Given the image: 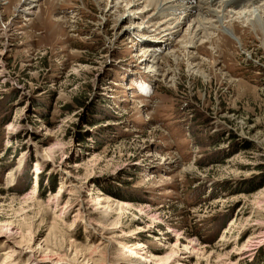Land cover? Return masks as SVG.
Listing matches in <instances>:
<instances>
[{"label": "rangeland", "instance_id": "rangeland-1", "mask_svg": "<svg viewBox=\"0 0 264 264\" xmlns=\"http://www.w3.org/2000/svg\"><path fill=\"white\" fill-rule=\"evenodd\" d=\"M125 1L0 0V264H264L263 23Z\"/></svg>", "mask_w": 264, "mask_h": 264}, {"label": "bare ground", "instance_id": "bare-ground-1", "mask_svg": "<svg viewBox=\"0 0 264 264\" xmlns=\"http://www.w3.org/2000/svg\"><path fill=\"white\" fill-rule=\"evenodd\" d=\"M34 1H36V0H30V1L29 0H23L22 5L26 6L28 4L29 7H25V9H29L30 7L33 6V4L31 5L30 3H33ZM123 1H125V0H123ZM147 2H149V6L150 5L155 6L157 4L158 0H147ZM125 3H126V1H125ZM145 3L146 2H140L137 5H139V4H144L145 5ZM132 6L134 7V5H132ZM263 6H264V0H167L165 2H162L158 7H156L157 9L161 10V14L158 15V13H157L158 10H157V12L155 14H156V17L158 19H160L164 24H167V23L170 24L169 26L166 27L167 30H170V32L167 33V35L170 36V33L173 32V31H174V33L179 32V28L181 26V21H186V22L190 21L189 26L187 27V31H188V34H189V33H193L196 30L195 29L196 25H197V27H199V25L204 22L203 18H205V21H206V19H207L206 17L207 16H209L208 18H211V21H212L213 18L215 20L217 19L219 21L217 16L221 17V19L223 20V18H225L226 16H225V14H223V13L221 14L220 12H223L224 9L225 10L228 9L229 13H231V14L240 15V17H244L246 20H250L251 21L252 19L256 18V21L258 20V21L262 22L263 25H264V9H263ZM25 9H23V10L26 11ZM151 9H154V8L151 7ZM28 12L30 13L31 11L28 10ZM182 12L185 14V17L182 20H180L181 19V17H180L181 15H179V14L182 13ZM171 15L172 16L175 15V16L172 17ZM160 16L161 17H172V18H169L166 21V19H162ZM231 16H233V15H231ZM127 17L130 18V16H127ZM175 17H176V19L178 18L179 20L176 21ZM222 22H221V24H222ZM218 23H220V21ZM172 24H173V26H172ZM136 25H137V22H136ZM140 27L141 26H139L138 28H140ZM225 27L227 28L225 23L222 24L220 26L221 31H223L225 33H227V32L230 33L229 32L230 30L226 29ZM147 41L148 40H145L143 42L147 43ZM190 46L191 45H189L188 47H190ZM153 47H155L154 41L153 42H149V45L146 46L145 49L147 48L148 51H151L153 49ZM149 57H152L151 53L148 54V58ZM144 61H145V63L146 62L150 63L151 64L150 67L154 68V70H156L157 61H156V58L154 56L150 60L145 59ZM10 175H12V174H10ZM7 225L8 224H6L4 226H7ZM6 229L10 230V228H8V227H6ZM20 239H24L23 236ZM28 248H30V250L33 251V249L35 247H31L30 246ZM132 249L133 250H138L139 247H137V246L135 247L134 246V247H132ZM13 252H15V251H13ZM44 252L46 253L45 256H53L55 261L64 259V254H61L57 250H52V249L48 250V248L45 247L41 251V253H44ZM6 254H7V258L6 259L10 258V255H9L10 253H6ZM167 255L168 256H167V258L165 260L170 258L173 254L169 253ZM71 258L73 259V257H71ZM83 259H84V257H83ZM87 261H88V259H87ZM85 263H86V261H84L82 264H85ZM6 264H11V263L6 262Z\"/></svg>", "mask_w": 264, "mask_h": 264}, {"label": "trees", "instance_id": "trees-1", "mask_svg": "<svg viewBox=\"0 0 264 264\" xmlns=\"http://www.w3.org/2000/svg\"><path fill=\"white\" fill-rule=\"evenodd\" d=\"M83 106V105H82ZM235 138V136H232ZM83 141V140H82ZM43 178L41 179L40 184H42ZM239 188L238 190H245L247 192L255 191L258 188L262 187L264 184V177L261 178V176L252 177L246 180H242V182H238ZM51 190H54V185L51 186ZM117 197H120V195H115Z\"/></svg>", "mask_w": 264, "mask_h": 264}]
</instances>
